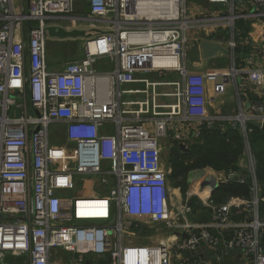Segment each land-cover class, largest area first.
<instances>
[{
	"label": "built area",
	"instance_id": "2783aa9c",
	"mask_svg": "<svg viewBox=\"0 0 264 264\" xmlns=\"http://www.w3.org/2000/svg\"><path fill=\"white\" fill-rule=\"evenodd\" d=\"M250 1L264 9V0ZM226 19L208 10L194 13L188 0H29L27 13H16L13 0H0V264H52L55 250L79 253L71 264H97L103 257H109L106 264H212L206 254L224 243L242 251L239 264H264L258 207L264 198L217 203L207 190L198 195L196 182L182 193L171 187L172 169L162 155L160 141L170 132L173 144L188 146L204 126L226 119L237 128L240 122L252 187L260 193L247 123H264V68L246 72L245 87L234 62L207 71L196 68L190 55L191 32L206 31L197 40L201 46L214 41L206 28ZM58 20L79 22L90 35L85 55L54 71L46 59L47 27L62 26ZM26 21L27 42L16 33ZM260 34L264 50V20ZM91 43L98 49L92 51ZM237 44L232 39L229 46ZM99 58H108L113 67L97 71ZM170 73L178 78L150 79ZM136 83L142 87H133ZM231 84L239 97L248 85L256 89L253 113L210 115L209 87L215 99ZM128 94L142 97L127 99ZM52 126L60 144L51 142ZM80 175L93 180L76 194ZM90 185L94 196L86 192ZM197 196L209 221L192 218L189 201ZM89 201L102 202L105 213L80 214L78 204ZM240 212L250 215L236 221ZM156 234L158 243L133 240Z\"/></svg>",
	"mask_w": 264,
	"mask_h": 264
},
{
	"label": "crops",
	"instance_id": "0c3cea01",
	"mask_svg": "<svg viewBox=\"0 0 264 264\" xmlns=\"http://www.w3.org/2000/svg\"><path fill=\"white\" fill-rule=\"evenodd\" d=\"M206 4H207V7H202L203 9H200V11L198 9V5L196 8H191V7L190 8L192 9V11H194V13H199L202 10H208V12L212 15H225L228 17V19H226V23L213 25L212 27L210 28L207 27L206 29H208L209 33H212V36H211V38H213L212 40L221 42L224 45V47L229 51L228 55L230 56V62L232 64L234 62L236 66L238 67V69L241 70V75L239 77V84L246 87L247 86V76H248L246 72H248L249 70L255 69V68H264V50H262L261 48V36H260L261 35L260 34L261 25L264 20V16L261 13L264 12V9L256 2L250 1V0H229L227 4L210 3L209 0H206L205 5ZM13 5H14V10L16 13H27L29 9V0H13ZM58 22L63 23L64 24V25L62 24L63 27H66V28L69 27L68 29H73V28L84 29L85 28L83 24L80 25L79 22H77V24L72 23L70 20H67V21L58 20ZM204 31L205 30L201 28H196L195 30L191 32L193 49L190 51V55H191V60L193 61L194 66L196 68H203V69L205 68L207 71H213L218 68H225V66H227V63L224 65L219 64L218 56H217L218 54H216L212 58H209L208 60L204 59L202 48L197 43V40L200 38V35L204 34ZM16 33H17V36L23 37L25 41L27 42L29 38V23L26 21L25 24L23 25L22 31L17 30ZM80 38L84 39L83 37L56 39V38H51L48 35L47 44L50 39H53L54 41H64V40H77ZM232 39L238 42L236 48H232L229 46V43ZM47 44H46V59H47L48 66L50 67L51 70H54V71L63 70L66 64L56 59L52 53H49L47 51ZM100 61L101 60L95 63L94 68L96 64H98V62ZM104 61L108 62L111 65L110 68L113 67V63H111L109 60H104ZM104 67H106V64L104 65ZM226 68H228V66ZM96 70L99 71V69H96ZM28 71L29 70L27 69V72ZM155 77H154V80L155 79L157 80L159 78L164 79V80H171V79L178 78V75L177 73L176 74L170 73L168 75H161V76L159 74H155ZM139 85L142 86V84L140 83L133 84L132 86L135 88H139L138 87ZM236 86H237L236 84H231L228 87V90L225 94L219 97H216L215 99H212L213 93H212L211 88L209 87V97L211 98V104L209 106L210 115L230 117L237 113H240V111H243L247 115L253 113L251 109V105L254 101L258 100L256 89L254 88L252 89L251 86L248 85L247 89L244 92V95L242 97H239L236 93ZM160 90L169 91V87H161ZM140 97H142L141 94H128L126 96L127 99H133V100L139 99ZM171 101L172 100H170V98H161V102H171ZM230 123L232 122L226 119H222L220 121H216L214 125L217 124L221 126L222 128H226L227 126L231 127ZM236 124H237V128H234V127L232 128L239 130L243 134L241 130V127H242L241 123L237 122ZM250 124L252 123H247L249 127H250ZM57 128H60V127H57ZM61 131H63V126H61ZM170 133L172 137L173 133L172 132ZM194 140L195 138L191 137L189 145L186 146L188 150H181V151H183L184 153L189 152L191 142H193ZM245 141H246V138L244 136V151H243L242 158L239 162V166L242 169L241 171H244L243 175L249 174L250 176V160H249V157L247 156L248 154L246 150ZM173 145L174 144L172 143V146ZM177 145L179 146V144ZM250 146H251V142H250ZM172 148L173 147H171V150ZM251 150H252V155H253L252 157L254 161L255 174H256V165H255L256 162H255V156H254L252 146H251ZM197 169H204L205 171L215 176L220 186L224 183H227V182L219 181L220 179L226 176L224 172H218L208 166L203 167V168H197ZM197 169H192L191 171H189L188 175ZM243 175L240 174L239 178H242ZM232 179H235V178H232ZM196 183H198L197 185L198 195H200L202 191L207 190L209 192L208 193L209 197L212 199H213L212 197L213 194L220 188L219 187L216 191L212 193V188L210 186L203 187L200 185L199 182H196ZM91 188L92 187L90 185L89 187L90 190L88 189V191L86 190V192H93ZM203 188H206V189H203ZM207 191L205 192L207 193ZM259 196L261 198H264L261 195V187H260V193H259V190L258 192H255L253 190V187L251 186L249 197L247 198L240 197V198L252 200L254 197H259ZM197 198L199 197L197 196ZM231 198L232 197L228 198V200ZM261 202H264V201L261 200L259 202L258 207L260 206ZM199 210H201L202 212V208H200ZM201 212L199 211V213ZM259 214H260V207H259ZM240 215H242V217L240 218V220H236V221L245 220L250 215V213L245 212V214H243L242 212H240ZM196 220L201 221L202 219L200 220L196 219ZM85 254L89 255L87 251ZM78 255L79 253H76V254L69 253L68 254L67 251L55 250L53 251V256H52L53 263L52 264H71L73 258H76ZM88 255L85 257L86 258L89 257ZM214 255H217V257L214 258ZM206 256H208L212 264H219L218 262H225L226 260L228 261L229 264H239L240 261L244 258V255L240 249L238 248L232 249L231 247L227 245V243L226 244L224 243L221 246V248L217 250L216 252L212 251L210 252V254H206ZM17 260H20V258H18Z\"/></svg>",
	"mask_w": 264,
	"mask_h": 264
},
{
	"label": "trees",
	"instance_id": "16d2710c",
	"mask_svg": "<svg viewBox=\"0 0 264 264\" xmlns=\"http://www.w3.org/2000/svg\"><path fill=\"white\" fill-rule=\"evenodd\" d=\"M250 128L252 129L250 142L256 162V178L259 182L264 183V128L253 124H250ZM198 137L191 142L189 152L181 151L176 143L172 146L168 163L173 168L170 180L176 181L174 186H182L185 189L188 173L192 169L208 166L218 172H224L225 175L242 170L239 162L244 151V136L239 130L229 126L222 128L217 124L212 127L204 126ZM251 186L252 179L249 174H245L242 178L230 179L227 183L222 184L212 197L217 203H224L233 196L247 198L250 195ZM199 203V198L194 197L192 218L209 221L210 212L207 209H202V212L199 213L200 207L197 206ZM259 207L260 215L264 217V202H261ZM241 217L240 214L233 216L235 220H240ZM88 262L93 264L92 260ZM107 262H109V257H103L97 261V264H106ZM218 263L229 264L227 260Z\"/></svg>",
	"mask_w": 264,
	"mask_h": 264
},
{
	"label": "rangeland",
	"instance_id": "374dc122",
	"mask_svg": "<svg viewBox=\"0 0 264 264\" xmlns=\"http://www.w3.org/2000/svg\"><path fill=\"white\" fill-rule=\"evenodd\" d=\"M205 2H206V0H188L189 6L191 8H196L198 5L199 11H200V9H203L202 7H207V4L205 5ZM86 42H87V38L86 39L80 38L77 40H64V41H54L53 39H50L48 44H47V51L49 53H52L56 59L67 64L70 62L80 60L85 55ZM217 56H218L219 64L224 65L227 63L228 67L232 66L231 65L232 63L230 62V56L228 54L223 53V52H219ZM99 60H101V61L98 62V64H96V66H95L96 69H99V71H105V70L110 69L111 65L108 62L104 61V60H108V58H99ZM105 64H106V67H104ZM227 66H225V68ZM101 69H103V70H101ZM154 77H155V75H152V76H150V79L154 80ZM138 87L141 88L142 86L139 85ZM54 130H55V127L52 126L50 128L51 142L60 144L62 141H60L59 138H56L54 136V132H55ZM197 138H199V137H197ZM160 142H161V146L163 148L162 149L163 161L165 164H167L169 153L171 151V147H172V143H173L172 139H171V135L168 134L166 137H163ZM255 165H256V163H255ZM92 180H93L92 177H89V176H87V177L81 176V175L78 176L75 180V189H74L75 193L79 194L81 189L85 186L84 183L86 181H92ZM175 182L176 181L174 179H171V181H170L171 187L177 188V186H174ZM188 184H191V183H188ZM187 187H188V185H186L185 189L184 188L182 189V193H184L188 190ZM88 189H86V190L88 191ZM205 193H206L205 191H202V193H200V195L205 196L206 195ZM77 196L78 195H75V197H77ZM90 196H94V193L92 192ZM102 221L103 220H85V221H81V222H83V223H88V222L89 223H99ZM155 236L152 238H149L146 236H144V237L137 236L133 240H136L139 242H145V241L150 242L151 241L154 243H158L161 240V236L157 235V234Z\"/></svg>",
	"mask_w": 264,
	"mask_h": 264
},
{
	"label": "water",
	"instance_id": "95a60500",
	"mask_svg": "<svg viewBox=\"0 0 264 264\" xmlns=\"http://www.w3.org/2000/svg\"><path fill=\"white\" fill-rule=\"evenodd\" d=\"M90 7L88 6L85 9V12L89 15L90 14ZM48 35L51 38L56 39H67V38H75V37H82V36H89L90 33H86L87 31L84 29L79 28H73V29H67L66 27L60 26V25H50L47 27ZM95 32H99V29H95ZM222 41V40H220ZM201 48L203 51V57L205 60H208L209 58H212L215 56L218 52H223L228 54L229 51L222 45L219 41H203L201 43ZM253 125L257 127L264 128V123L260 124L257 121L252 122ZM179 147L181 150H188L186 145L181 143L179 144ZM240 174H244V171L238 172L236 175H234L233 178L239 179ZM188 182L194 183V182H200L201 185L204 186H210L212 188V193L216 191L220 184L215 176L210 174L209 172L205 171L204 169H197L193 172H191L188 175ZM261 187V195L264 197V183H260ZM189 205H192V200L189 201ZM201 212V210H199ZM208 254V253H207ZM217 255H214V258H216Z\"/></svg>",
	"mask_w": 264,
	"mask_h": 264
},
{
	"label": "bare ground",
	"instance_id": "6f19581e",
	"mask_svg": "<svg viewBox=\"0 0 264 264\" xmlns=\"http://www.w3.org/2000/svg\"><path fill=\"white\" fill-rule=\"evenodd\" d=\"M90 48H91L92 51H95V50L98 49V47H97V45H96L95 43H91ZM101 204H102V202H100V201L80 202V203L78 204V206H79V213H80V214H81V213H85V214H87V215H89V216H92V217H99V216H101L103 213H105V212L102 211L101 208L99 207V205H101ZM83 206H90L91 209H90L89 211H88V210H84V209L81 210V208H82ZM80 210H81V211H80Z\"/></svg>",
	"mask_w": 264,
	"mask_h": 264
},
{
	"label": "flooded vegetation",
	"instance_id": "af4514ba",
	"mask_svg": "<svg viewBox=\"0 0 264 264\" xmlns=\"http://www.w3.org/2000/svg\"><path fill=\"white\" fill-rule=\"evenodd\" d=\"M89 21H90V20H89ZM86 33L89 34L90 32H86ZM82 37H83L84 39L87 38V36H82ZM166 166H167L168 168H171L172 171H173L172 165H171L170 163L167 162ZM188 183H189V182H188V180H187V183H186V184L190 186V184H188ZM189 186H188V187H189ZM188 187H187V188H188ZM177 188H179V189H181V190L183 189L182 186H177ZM193 198H194V197H193ZM193 198H192V203H193Z\"/></svg>",
	"mask_w": 264,
	"mask_h": 264
}]
</instances>
